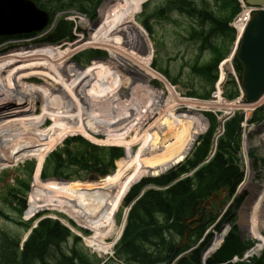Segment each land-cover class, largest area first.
Wrapping results in <instances>:
<instances>
[{
	"label": "trees",
	"instance_id": "1",
	"mask_svg": "<svg viewBox=\"0 0 264 264\" xmlns=\"http://www.w3.org/2000/svg\"><path fill=\"white\" fill-rule=\"evenodd\" d=\"M34 1L40 7L49 10L52 17L60 11L75 9L86 13L93 20L97 15L98 7L104 0ZM173 11L192 21L186 27L185 38L197 43L200 54L193 64V69L209 85L208 91L200 96L209 97L218 76V65L228 55L234 38V30L229 22L239 11V2L238 0H164L146 17L144 23L152 33L153 27L149 18L169 19ZM74 28V22L61 17L44 40L52 43L73 40L76 38ZM5 39L1 38L0 42ZM206 51L210 52V58L201 61L200 58ZM236 67L239 71L242 70L238 60H236ZM160 70L173 82H177L169 70ZM236 92L234 89L228 95L234 97ZM160 104L161 102L152 96L148 99L144 117L136 134L142 132L147 122L157 116V107ZM179 115L185 121L186 127L182 138L170 146L162 147L163 149L156 148L158 151L155 154L148 152V141L137 151L126 148V155L118 162L116 171L119 182L115 181L114 175L105 179L107 187L116 199L129 178L138 175H157L184 159L191 152L197 139L205 130L206 120L202 115L191 110L190 113L179 112ZM137 116L138 114L131 115V121H136ZM118 122L115 119L109 123L106 121L87 123L86 128L89 132L107 133L119 127ZM240 122L241 116H238L227 124L225 136L219 140L216 154L210 162H205V159L211 147L212 130L200 137L199 144L191 155L175 168L158 177H146L136 185L134 184L142 177L128 181L125 189L120 193L119 201L122 202L125 198L123 206L131 205V209L123 235L115 247V257L104 260L98 258L90 253L83 246L81 239L59 220L45 218L32 229L23 243L22 233L5 228L0 223V264H118L114 258L121 264H172L182 252L203 237L207 226L215 220L214 212L204 210L199 226L190 232L187 245L180 248L179 245L183 241L186 230L185 222L194 216L193 210L222 189L229 191L228 196L233 195L244 178L237 156L241 145ZM112 137L120 136L112 135ZM35 152L34 147L31 151L23 150L20 158L24 157L25 153L34 154ZM123 155L124 149L121 147L99 146L82 136H75L68 138L64 147L51 155L43 172L44 176L50 174L51 177L66 179H73L72 171L75 174L83 171L107 175L115 169L116 159ZM34 168L35 163L30 161L28 169H25L26 173L30 176ZM42 175V172L38 175V182L42 179ZM81 177L83 176L78 178ZM67 182L49 180L43 184L41 195L32 191L33 195L29 198L26 214L30 217L42 210H59L93 232L92 209L99 199L100 181L85 183L72 181L69 184ZM150 185L155 187L144 190ZM27 192L28 186L20 182L8 188L3 201L20 215L26 207ZM0 217L15 224H23L24 231L32 224V221L26 222L12 217L10 212L1 207ZM88 218L89 225L84 221ZM224 219L231 223L232 230L208 264H247L234 263L232 259L235 255L241 257L252 243L242 241L239 228L235 224L236 215L232 209ZM221 225L219 224L217 228L220 229ZM223 235L224 233L219 235L220 240L212 247L213 249L223 240ZM210 238L211 236L199 248L177 260L176 264H201V251ZM262 249L263 247H255L254 252H260ZM249 264H264V256L253 258Z\"/></svg>",
	"mask_w": 264,
	"mask_h": 264
},
{
	"label": "bare ground",
	"instance_id": "2",
	"mask_svg": "<svg viewBox=\"0 0 264 264\" xmlns=\"http://www.w3.org/2000/svg\"><path fill=\"white\" fill-rule=\"evenodd\" d=\"M145 2L147 1L105 0L95 23H90L83 16L80 17V22L87 26L90 31L88 37L80 38L66 45H32L20 48L17 51L11 50L0 54V126L7 123L19 126H34L44 123L48 118H52L55 130H60L65 134L81 131L87 134L89 131L86 128V121L106 113V108L103 107L110 101H105L106 98L103 97L113 94L118 98L119 94L115 90L111 92L112 90L102 87L101 77L96 71L97 61H93V66L85 71H81L82 67H78V70L77 66H72L69 61L80 50L87 47H101L108 51V61L130 75L129 80L123 87L116 86V88L127 93L142 91L148 87L153 78L165 80L169 88V100L164 105L161 103V107L158 105L156 120L152 122L136 142L139 143L149 136L148 152L155 154L158 151L156 148L165 147L159 146V144H163L161 143L163 138L159 136L160 132H163V137L169 138V140L172 136L171 138L174 140L172 143L181 139L186 124L179 112L176 114V109L180 104L187 103V101L178 94L173 85L161 73L152 68L150 38L145 28L137 21V15L142 11ZM33 77L42 80L41 82L24 80L27 78L34 79ZM88 82L96 85L98 89L95 91L89 90L88 92L91 91L92 93L87 92L86 94L81 93L79 89L77 90L79 85ZM85 88L88 87L85 86ZM101 94L103 97H100ZM262 101H264V97L252 104L244 103L243 100L238 99L230 103L229 106L248 110ZM36 102L40 103V112L36 110L38 106ZM113 102H115V99L112 97L110 107L113 106ZM120 102H117V105ZM192 105L188 102V106ZM128 106V100H124L115 112H119L121 107L126 109ZM127 121H131V115H127L124 124ZM159 123L161 124L159 125ZM93 135L95 136V133ZM110 136L107 138L109 143H122L116 141L115 139L118 138H113L112 134ZM96 140L98 139L96 138ZM251 175L252 173H250L245 187L252 189L257 184L253 182ZM107 177L109 175L89 182L103 181ZM137 177H131L125 182L119 192L118 200L128 181ZM71 182L69 181L67 184ZM258 188L256 192H258ZM255 189L253 190L255 191ZM242 211L241 227L253 232L255 238L264 244V233H262L264 229V192H261L258 196L255 194L250 197ZM67 224L70 225L69 222ZM96 224L98 229L95 233L92 232L94 234H91L87 241L96 251L106 254L121 236L124 225L119 228L116 222V214L101 206L96 207ZM217 238H214L215 244L213 246L216 245ZM108 239L113 241L109 243L107 242Z\"/></svg>",
	"mask_w": 264,
	"mask_h": 264
},
{
	"label": "rangeland",
	"instance_id": "3",
	"mask_svg": "<svg viewBox=\"0 0 264 264\" xmlns=\"http://www.w3.org/2000/svg\"><path fill=\"white\" fill-rule=\"evenodd\" d=\"M146 1H148L146 2L148 4L147 13H152L154 9L159 4H161L164 0H146ZM145 17L146 15H143L142 12H140L137 15V20L141 23L142 20L145 19ZM69 18L75 20L77 24L79 25V27H81L82 32L78 31L77 39L87 37L86 35L83 34V31L89 32V30L87 26L83 25L80 22V16L78 15L75 18H73L72 16L71 17L69 16ZM236 18H238V15L234 16V20H236ZM189 23H192L190 19L184 17L183 15L177 14V13L172 14L170 19L151 18L150 24L152 25L153 31H154L150 35L148 33L150 42L152 45V51H153L151 63L152 64L156 63L158 66L157 67L158 69H167L170 71L169 73L171 74V76L177 79V83L175 85V87L177 88L176 91L178 92V94L180 93L182 97L194 96V98L195 97L200 98L201 97L200 95H203L206 91H208L209 85H207L205 81L201 79L200 75L197 72H195L193 69V64L196 61L197 56L200 54V51H199V48L197 47L196 41L189 39V38H185V35L187 33L186 27L189 25ZM43 36L44 34H40L37 37H33V38L13 39V40H8L6 42H2L0 44V54L3 51L4 52H9L11 50L17 51L20 48H24V47L17 48L22 44H27L30 46L38 44L40 46H45L46 44H41L43 42L40 41V39H42ZM47 46H50V45H47ZM232 47L233 46L230 47L229 49L230 54L229 56L226 57L225 60H227L233 53ZM95 48H101V47H94V48L87 47L83 49L82 52L85 50L95 49ZM108 57H109V53H108V56L104 59H98V60L93 59L88 62V59L86 57H81L77 59L76 54H75L71 57L69 61V63L74 67L77 66V68L78 67L81 68L82 66L81 71H85L86 69H89L91 66H93V61H97L98 65L96 66V71L99 77H101L102 87L107 90H112L111 92L115 90L117 94H119L118 98L113 94H108L107 96H104V97L101 94L100 97H103L104 99L106 98L105 101H108V102L110 101V103L113 97L115 99V102H113V106L110 107L109 106L110 103H108L107 105L103 107V108H106V113L100 114L99 116L95 118H91L90 120L86 121V123H100L102 121H106L109 123L115 119L119 121L118 122V125H120L119 127L115 128L111 132H107V133L103 132L106 136L103 133L95 132V134L97 135L96 136L97 139L101 140L102 142L97 141L96 137L93 135L94 132H91V131L88 132L87 134L83 133L82 131L78 133L65 134L60 130H55L54 125H53L54 121L52 118H48L44 123L40 125H34V126H19L13 123H7L6 125L0 126V207L4 208L5 211L10 212L12 217H15L18 220H23L26 222L32 221V224L30 228L24 231L23 224H15L14 222L8 221L4 219L3 217H0V223L5 228L22 233V237L25 238L30 233V230L39 223V220H43L46 217H50L52 219H59L64 223L63 225L65 227H67L75 236H78L81 239L83 246L86 247L90 253L96 255L98 258L103 259V260L106 257H110L114 254V246L108 253L105 254V253L96 251V249L94 247H91L87 241V238L91 234H94L96 230L98 229L97 224H96V207L101 206L103 208H107L108 210L113 211L116 214V222L119 228L124 225L123 222H124L125 215H126L125 213L126 208L123 206L124 201L121 202L114 197L113 193L107 187L106 180L100 181L98 184L99 199L96 202L94 210H93L95 211L94 212L95 218L93 219V221L95 222L94 233H92L89 229L79 225L76 221H74V219H72L71 217L67 216L65 213L59 210H51V209L42 210L34 214L33 216L28 217V215L26 214V210H27L26 209L24 213H21L19 215L16 211L14 212L12 209H10L6 205V203H4L3 197L5 196L8 188H10L11 186L17 185L20 182L25 183L28 186L27 201H28V206H29V198L30 196L33 195L32 191L37 192L38 194L41 195L42 186L43 184H45L46 180L56 179V178H49L51 177L50 174H47L44 176L43 170H44L45 164L48 163L51 155L54 152L64 147L65 141L68 138L74 137L76 135H84L85 137L91 139L92 141H97V143H100L105 146L112 145V144L116 146L124 145V147H131L135 149V151H137L140 148V146H145L147 144L149 137H147L145 140L143 139L144 141L142 140L139 143H137L136 141L139 139L140 136H142L145 130L149 128L152 122L156 120V116L151 118L147 122L146 127L143 128L141 133L136 134V132L141 124L142 118L144 117L143 114L145 111V107L147 105L148 99L151 96L156 98L157 101L161 102L162 105H164L169 100V96H168L169 88L167 86V83L165 80L159 79L160 81L164 83L165 88L155 86L153 84L154 83L156 84V81H158V78H153L154 79L152 80L153 83L151 81L145 90H142V91L139 90V91L128 92V93L123 90H120L116 88V86L123 87L124 84H126V82L129 80L128 77L130 75L126 71L120 69V67H116L113 63L108 61ZM209 58H210V52L206 51L203 53L200 59L201 61H206ZM77 63H79L81 66L78 65ZM36 82H41V81L36 80ZM228 82L229 83L226 84L225 86V90L228 93H231L232 90L236 89L237 92L236 94H234L233 98L234 99L240 98L241 94L238 92V88L235 87L232 81H230L229 79H228ZM90 83L91 82L79 85L77 90L79 89L81 93L83 92L84 94H86L89 90L95 91L96 89H98L96 85H94L93 83L91 84ZM85 86H87L88 88H85ZM88 93H92V92L90 91ZM227 96L229 97V95ZM124 100H128L129 106L126 109H123V107H121L119 112H115V110L122 104V101ZM117 102H120V104L117 105ZM191 102L193 105L199 106L198 99L192 100ZM115 103L116 105L114 106ZM37 105L38 106L36 110L37 112H40V103L39 104L37 103ZM160 105L159 107L162 106ZM182 110H186L185 113H190V110L194 112V109L188 108L187 106L182 104L177 107L176 114L178 112H182ZM238 112L241 115H243L244 113L243 111H238ZM157 113H158V109H157ZM136 114H138L136 121L135 120H132L130 122L127 121V123L124 124L126 122L127 115L130 116V115H136ZM160 124L161 123H159V125ZM205 133L206 132H204L203 134ZM111 134L112 135L116 134L120 136V138L115 139V140L118 142L120 141L122 143H109L107 141V138L111 137L110 136ZM163 135L164 133L160 132L159 136L160 138H163L161 142L163 144H159V146L162 145L166 147L167 145H169L170 143L174 141L171 138L172 136L170 137L171 140H169V138L163 137ZM253 139H256V138H253ZM253 139L249 141L248 144L255 146L254 150H252L253 149L252 146L250 147L252 150L250 155H251V158L254 159V163L251 162L254 164L253 167L255 171V176H254L253 181L259 182V184L256 183L257 185L254 187L256 188L254 191L253 190L254 188L251 189V188L245 187L248 183V180H246V182H244L242 185L244 189L241 186L242 188L240 187L239 190H237V193H240L242 191L241 194H239L240 196H244L242 203L238 206L236 205V202L234 201V199L230 198L227 204L225 205V207L229 206V209H231V207L236 208L235 212L238 218L237 223L240 228V236L242 240L247 241V242L249 241V239H256V238H254L255 234L253 232H251L250 230L246 228L241 227L240 221H241V217L243 213L242 210H243V207L245 206L246 201L253 195L258 194V192H256L257 188L261 186H262L261 188H263V183H264V160L260 158L261 156L263 157L264 142L260 139H256L255 141H253ZM167 141L168 142L170 141V142L168 143ZM33 147L36 150L34 154L25 153L24 154L25 156L20 158V153L23 150L31 151ZM160 149H163V148L161 147ZM125 155H126V150H125ZM258 157L260 158L259 160H261V162L258 161L257 159ZM123 158H121L120 160H122ZM30 161L35 163L36 171H35V174H33L32 172V174L29 176L28 173H26L25 169H28ZM119 161H117L116 171L118 169ZM39 164L41 165L39 166ZM40 171L43 173V179L41 180L39 179L40 182H38L37 177L41 173ZM116 171L111 175H114L115 181L119 182V177ZM71 175L73 176V179H70V180H73L75 182H89L90 177L93 175V173H85L81 171L79 174H75L72 171ZM111 175H109V177ZM79 176H83V177L78 178ZM147 176L148 175H138L137 178H140V177L144 178ZM246 188L251 191L252 193L251 195H249V192H248V194L245 196L243 190H245ZM229 209H228V212H229ZM84 221H85V224L89 225L88 224L90 221L89 218ZM67 222H69L71 226L67 224ZM226 222L227 221L225 220V223ZM212 225H214V223L209 224V226H212ZM225 225H226V230H225L226 232L229 230V227H227V224ZM262 233H264V229L262 230ZM217 236L218 235H216L215 237L217 238ZM219 240H220V237L217 238V241ZM112 241H113L112 239L107 240V242L109 243H111ZM200 243L201 241H198L193 246H191L189 249H193L194 247L199 248ZM254 247L264 248V244L257 240L256 245L253 246V249L255 250ZM254 250L252 251V253H256L257 255H259L263 249L260 252H254ZM202 253H203V249L201 251V256H202ZM114 260L116 263L121 264V262H119L117 259L114 258Z\"/></svg>",
	"mask_w": 264,
	"mask_h": 264
},
{
	"label": "water",
	"instance_id": "4",
	"mask_svg": "<svg viewBox=\"0 0 264 264\" xmlns=\"http://www.w3.org/2000/svg\"><path fill=\"white\" fill-rule=\"evenodd\" d=\"M247 1L264 4V0ZM50 16L48 11L40 9L33 0H0V36L40 31L48 24ZM238 59L243 65L242 83L246 98L255 100L264 89V11L255 13L249 22ZM93 178L99 177H91ZM187 237L188 232L185 233L183 244Z\"/></svg>",
	"mask_w": 264,
	"mask_h": 264
}]
</instances>
